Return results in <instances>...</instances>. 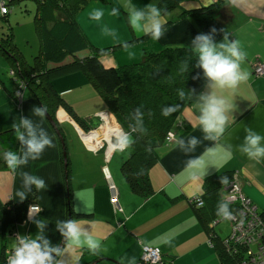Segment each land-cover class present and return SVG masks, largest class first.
Here are the masks:
<instances>
[{
	"label": "crops",
	"instance_id": "obj_1",
	"mask_svg": "<svg viewBox=\"0 0 264 264\" xmlns=\"http://www.w3.org/2000/svg\"><path fill=\"white\" fill-rule=\"evenodd\" d=\"M129 2L142 8L149 3L157 6L159 0L91 1L76 17L77 25L88 42L97 49L109 51L102 57L104 65L117 67L136 63L142 60L145 53L158 52L166 47L189 48L195 35L204 32L188 12L220 2L217 22L223 35L216 41H222L225 32L230 40L239 41L247 53L242 67L250 74L248 80L241 82L235 90L224 93L231 96L235 105L229 114L225 133L216 142L203 139L196 119L197 96L181 111L172 129L174 142L163 144L157 150V162L148 173L152 190L148 198L131 192L121 175L120 165L124 159L120 152L127 149L115 151L108 169L118 192L121 212H117L110 202V192L101 172L105 164L102 152L88 151L78 136L80 125L93 126L95 116L108 111L95 87L78 72L54 81L55 90L73 116L63 108L56 112L55 117L62 129V146L46 119L41 123L40 118L34 116L32 110L38 105L29 90H23L20 101L14 99L15 83L7 81L0 73V136L13 131L11 125L20 118H31L45 127L54 142V147L46 148L40 159L22 166L18 173L9 169L0 170V262L2 251L12 248L7 246V237L1 233L2 209L9 200L21 201L15 196V191L22 188L19 172L23 171L43 177L47 187L35 190L34 206L38 212L29 214L24 225L9 235L14 241L17 235H36L39 230L35 220L40 219L46 221L45 237L53 245L61 244L63 237L56 229V222L68 219V183L72 209L70 219L89 227L106 249L101 255H94L86 246L74 250L70 248L64 257V264H97L96 258L104 259L101 264H119L122 257L125 264H138L143 246L159 248L162 264H221L214 249L208 246L207 235L189 203V199L201 195L204 180L212 175L234 172L243 194L259 212L264 211V160L257 163L237 151V146L243 143L245 128L264 135V84L261 78L252 74L253 63L264 61V0H183L164 15L167 31L158 41L128 25L126 5ZM113 7L120 10L118 16L110 14ZM94 8L104 9L105 14L100 21L89 18L88 14ZM103 25L116 29L120 42H113L105 36L101 31ZM80 53L76 57L84 58L90 52L85 50ZM208 91L210 89L205 80L200 93ZM69 132L74 136L70 137ZM190 135L196 136L201 143L193 152H182L176 146V139L187 140ZM17 143L16 150L12 151L19 152L22 148L18 139ZM227 144L232 145L230 155L225 152ZM213 146L216 148L215 155L204 156L205 166L198 170L199 179L191 181L190 172L185 170L187 160L200 156L207 147ZM63 149L68 161L66 171L62 161ZM5 150L10 149L5 148L0 140V152ZM30 193L24 200L30 197Z\"/></svg>",
	"mask_w": 264,
	"mask_h": 264
},
{
	"label": "trees",
	"instance_id": "obj_2",
	"mask_svg": "<svg viewBox=\"0 0 264 264\" xmlns=\"http://www.w3.org/2000/svg\"><path fill=\"white\" fill-rule=\"evenodd\" d=\"M11 1L13 0L8 2ZM27 1L35 6L33 21L39 38V50L33 59V64H28L14 45L11 33L7 31L0 33V51L9 60L11 70L14 71L17 79L24 83L38 107L45 105L47 114L53 119L59 108L65 109L72 116L68 105L55 90L54 81L73 73H82L103 98L108 112L117 124L131 136L133 142L125 148L129 149V153L120 165V172L131 192L148 198L152 194L148 173L157 162V150L163 144H171L166 142V137L170 133L174 135L172 129L181 111L196 99L206 80L202 69L196 67L195 55L188 47H166L158 52L145 53L142 60L136 63L117 67L107 66L102 62L101 49L93 47L88 42L76 22L78 13L89 2H105V0ZM182 1L159 0L157 6L164 10L165 15L173 11ZM0 3L6 6L5 0H0ZM219 3L188 12L204 33H209L213 27L217 29L213 34L215 40L223 35V30L217 22ZM4 10L3 15L0 13V18L7 21L6 8ZM85 50H89L88 56L76 57V54ZM67 57H71L72 60L63 62ZM184 61L188 62V71L180 73L179 68ZM179 89H183L186 93L192 91V97L181 100L177 94ZM167 105L180 107L176 112L165 117L161 114V109ZM137 108L142 114L139 118L136 115ZM138 119H142V125L138 124ZM93 122L97 124L96 120ZM92 127L80 125L83 131H88ZM59 128L62 132L60 126ZM0 140L5 148L16 150L18 143L14 130L1 135ZM63 152L62 161L65 165L64 158L66 164L68 161L67 157L63 156ZM7 169L6 164L0 159V170ZM224 177L228 178L229 183L237 180L234 172L207 177L203 182L201 195L195 196L202 201V206L196 207L195 202L191 201L192 198L189 199V203L197 222L205 231L208 241L212 243L220 263L241 264L242 248L231 249L225 244L230 231L224 238H220L214 231L215 226L222 219L216 215L218 204L225 199L223 191L229 184L225 185L221 182ZM66 186L68 215H72L68 183ZM35 200L36 191L33 188L27 200L20 202L9 200L5 203L2 209L3 237L9 236L16 228L24 225L28 210L35 205ZM229 206L230 210L236 212V205L229 203ZM258 214L264 220V211H258ZM3 256L4 250L2 258ZM95 260L97 264H101L104 259Z\"/></svg>",
	"mask_w": 264,
	"mask_h": 264
},
{
	"label": "clouds",
	"instance_id": "obj_3",
	"mask_svg": "<svg viewBox=\"0 0 264 264\" xmlns=\"http://www.w3.org/2000/svg\"><path fill=\"white\" fill-rule=\"evenodd\" d=\"M105 12L104 9L94 8L89 12L90 20L100 21ZM112 16H118L120 10L116 7L111 9ZM126 19L128 25L138 31H142L152 40H160L166 33L164 10L153 3L145 7H137L129 2L126 5ZM102 33L110 37L113 42H120L118 32L114 28L103 25ZM215 27L209 33L195 35L189 45L190 51L195 55L196 67L202 69L203 76L208 82L210 91L200 93L195 103L197 110V123L203 133V139L207 141H218L225 133L229 114L233 112L235 105L231 96L224 94L226 90H235L241 82L247 81L249 72L242 65L246 60L247 53L240 46L236 39L230 40L228 33L225 32L223 40L217 42L214 39ZM101 54H107V50L101 49ZM188 62L184 61L179 68L180 73L188 71ZM14 81V80H13ZM181 100L190 99L192 91L185 92L183 89L177 91ZM19 95V93H17ZM179 105H167L162 107L161 114L165 117L170 116L179 109ZM33 114L40 118L42 123L47 115V107L33 108ZM137 117H141L139 108L136 109ZM95 120V118H94ZM138 124L142 125V119H138ZM41 123L34 122L31 118H20L11 127L14 129L15 136L22 145L19 152L5 150L0 152V159L6 164L7 168L18 173L22 166L30 161L40 159L46 148L54 147L53 137L41 126ZM98 123V122H97ZM93 128V127H92ZM82 130V129H81ZM142 131L145 129L141 128ZM243 143L237 146V151L245 155L248 159L257 163L264 160V135L252 128H245ZM132 138L127 131L118 134L115 146L124 149L131 145ZM201 140L196 136L190 135L187 140L176 139V146L185 153L195 151ZM215 146L207 147L205 153L200 156L190 158L185 164V170L190 172V180L199 179L198 170L205 166L204 156L215 155ZM225 152L232 153V145H225ZM22 177V188L16 189L15 196L23 201L28 193L35 190H45V179L37 174L27 171L19 172ZM223 184L227 185V177L222 178ZM31 214V213H30ZM216 215L224 220H232L234 212L230 210L229 203L222 200L218 204ZM35 223L38 232L34 236L17 235L14 241L12 253L7 258V264H64V257L68 249H77L86 246L88 251L94 255H101L106 251L100 239L89 228L83 226L77 220L65 219L56 222V229L63 237L64 246L53 245L45 237L46 221L36 219ZM135 261V258H132ZM119 264H125L124 257Z\"/></svg>",
	"mask_w": 264,
	"mask_h": 264
},
{
	"label": "built area",
	"instance_id": "obj_4",
	"mask_svg": "<svg viewBox=\"0 0 264 264\" xmlns=\"http://www.w3.org/2000/svg\"><path fill=\"white\" fill-rule=\"evenodd\" d=\"M2 6L3 3H0L1 14L5 12ZM252 74L254 77L261 78L264 83V61L258 60L253 63ZM10 76L13 78L16 87L13 93L14 97L20 101L23 90L26 88L24 83L17 79L14 71H10ZM95 120L98 122L96 127L90 128L88 131L78 129V136L88 151L93 153L102 152L105 164L101 168V172L107 182V187L110 192V202L117 212H121L118 192L111 180L108 163L115 151H123L125 149H120L115 146L117 135L124 131L108 111L98 113L95 116ZM88 136L98 138L88 141L91 147L88 146L84 139V137ZM165 140L167 143L174 142V135L171 133L168 134ZM224 192V200L237 207L236 212H234V218L229 220L231 230L225 244L231 247V249L242 248L243 255L241 264H264V220L258 214L257 207L243 194L241 185L237 180L230 182L225 187ZM191 201L195 202L196 207L202 206V201L196 197H193ZM37 212L38 208L31 206L28 210L27 217L30 213ZM207 244L213 248L210 241ZM13 248L4 251V256L0 264H7V258L12 253ZM138 264H162L161 250L157 247L143 246Z\"/></svg>",
	"mask_w": 264,
	"mask_h": 264
},
{
	"label": "rangeland",
	"instance_id": "obj_5",
	"mask_svg": "<svg viewBox=\"0 0 264 264\" xmlns=\"http://www.w3.org/2000/svg\"><path fill=\"white\" fill-rule=\"evenodd\" d=\"M8 1L9 0H5L6 6H2L3 9L6 8L7 21H3V19L0 18V33H6L5 31L11 33L14 45L22 53L24 60L32 65L33 59L37 56L39 50V38L33 21L35 6L32 2L27 0ZM80 54L83 53L81 52ZM71 60V57H67L63 62H69ZM11 69L12 66L9 60L0 51V73L7 81H11ZM63 118H66V116ZM69 136L72 137L74 135L72 132H69ZM127 152H129V149L123 153L120 152L122 160H125ZM214 231L220 238L226 237L230 231V221L220 219L219 223L215 226ZM13 244L14 238L7 236V246L10 248L14 246Z\"/></svg>",
	"mask_w": 264,
	"mask_h": 264
},
{
	"label": "water",
	"instance_id": "obj_6",
	"mask_svg": "<svg viewBox=\"0 0 264 264\" xmlns=\"http://www.w3.org/2000/svg\"><path fill=\"white\" fill-rule=\"evenodd\" d=\"M45 119L49 123V125L53 128V130L55 131V134H56L57 138L59 139L61 145L63 146V144H64V142H63V136H62L61 130H60L59 126H58V125H60L59 124L60 123L59 120L57 119V117H55L54 119L51 118L48 114L46 115ZM96 126H97L96 122H93V128L96 127ZM63 156L64 157L66 156L65 155V152H63ZM64 163H65V168H66L67 164H66L65 158H64ZM70 218H71V215L69 214L68 215V219H70ZM63 244L64 243H63V238H62V241H61L60 246L62 247Z\"/></svg>",
	"mask_w": 264,
	"mask_h": 264
},
{
	"label": "bare ground",
	"instance_id": "obj_7",
	"mask_svg": "<svg viewBox=\"0 0 264 264\" xmlns=\"http://www.w3.org/2000/svg\"><path fill=\"white\" fill-rule=\"evenodd\" d=\"M92 136H93V135H92ZM94 137H95V136H94ZM90 138H92V137H91V136L84 137V139H85V141H86V143L88 144L89 147H91V146L89 145V143H88L89 140L92 141L93 139H98L97 137H96V138H92V139H90Z\"/></svg>",
	"mask_w": 264,
	"mask_h": 264
}]
</instances>
